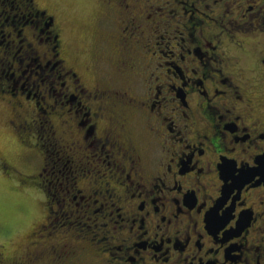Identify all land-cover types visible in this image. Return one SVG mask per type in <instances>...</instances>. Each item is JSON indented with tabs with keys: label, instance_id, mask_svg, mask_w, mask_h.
Wrapping results in <instances>:
<instances>
[{
	"label": "flooded vegetation",
	"instance_id": "obj_1",
	"mask_svg": "<svg viewBox=\"0 0 264 264\" xmlns=\"http://www.w3.org/2000/svg\"><path fill=\"white\" fill-rule=\"evenodd\" d=\"M9 1L0 108L45 153L18 173L48 187L28 237L49 246L0 251V264H264V182L241 177L264 154V0H100L114 31L97 43L113 51L108 76L93 78L56 13L18 0L9 15ZM31 54L35 92L17 86ZM74 212L77 238L64 227Z\"/></svg>",
	"mask_w": 264,
	"mask_h": 264
},
{
	"label": "rangeland",
	"instance_id": "obj_2",
	"mask_svg": "<svg viewBox=\"0 0 264 264\" xmlns=\"http://www.w3.org/2000/svg\"><path fill=\"white\" fill-rule=\"evenodd\" d=\"M36 1L39 2V6H47L48 9L50 8V12L56 13V15L61 18L64 25L63 37L67 41L72 54L79 58L80 64L88 66L89 76L93 78L95 72L100 70L102 76L107 77L108 73L111 71V65L108 63V60L112 57L113 50L98 46L97 41L100 36L106 37L108 34H112L114 30L108 25L110 23V18H106V16H102L103 14L101 15L100 13L102 9L101 4L99 3L100 0ZM17 6L19 7L16 8ZM2 7L7 9V6ZM8 7L10 10L9 15L21 13V7L18 0H14L13 2L9 1ZM161 15L159 14L158 16L161 17ZM5 16L6 13L0 14V24L1 21L4 22L3 18ZM1 29L2 27L0 25V40L2 39L3 31L5 33L8 28H4L3 31ZM93 53L100 54V57H93ZM35 56L36 54H31V60L25 59L20 67L22 77L17 82V86H20V88L24 86L25 91H36L33 82H36L35 80L40 76L34 74L28 78L30 68L33 66L30 62H33ZM45 61V59L41 60L42 63H45ZM44 74L46 73H42V75ZM111 78H114L113 74ZM13 82L14 80L11 81L12 84ZM115 87L118 90H127V88L130 87V81L126 80L123 83V79L117 77ZM39 88L40 91H42L43 86H39ZM41 94L42 93H39L38 96ZM46 100L51 101L48 98H46ZM111 103L117 106L119 100L114 99ZM166 106L168 107L169 104ZM5 116L6 111L3 108H0V154L3 155L10 164H13L17 171L11 170L6 172L2 169L0 170V251L11 253L18 248L21 250L29 249L31 251H46L49 244L46 243L45 246L38 249L33 248L32 243L29 242L28 233L30 231L29 227L33 221L41 216L43 210L45 211L44 197L47 195L45 193L46 191L43 190L48 187L29 186L19 180L23 175L18 173V171L21 173H31L39 165L40 159L42 161V157L45 153L40 154V152L31 146L32 144L29 147H26L25 143L18 137V134H16L10 127L6 126L4 121ZM131 116L135 115L131 114ZM128 128L133 137L138 136L140 131H142V125L133 117L129 118ZM23 133H25V131L22 129V132L20 131L19 134L20 137L24 138ZM142 136H146V133L141 134V137ZM93 140V138L90 139L88 144L90 145V141L92 143ZM41 141L44 140H38V142ZM88 155H90V153ZM91 159L93 162L95 161L94 158ZM0 167H2L1 163ZM91 171L93 172V170ZM148 173L149 177H151L154 174V171L149 169ZM64 176L65 174H63V177ZM80 178H82L81 175L79 176V179ZM187 179H189V176H185L182 181L184 182ZM72 206L74 208L77 207L74 203ZM85 210H87L86 207ZM76 215H80V213L74 212L72 217L68 219V225H65L64 227L70 234H73L77 238L80 236L78 231L79 224L70 223V221L73 220V216ZM107 227L112 230L111 225ZM68 241H70V238ZM63 247L62 244H59L57 246V251H61V248ZM116 247L117 245L115 244L114 248H110V251H115ZM85 251L91 250L85 248ZM88 262H90V260H88Z\"/></svg>",
	"mask_w": 264,
	"mask_h": 264
},
{
	"label": "water",
	"instance_id": "obj_3",
	"mask_svg": "<svg viewBox=\"0 0 264 264\" xmlns=\"http://www.w3.org/2000/svg\"><path fill=\"white\" fill-rule=\"evenodd\" d=\"M256 165L250 168L243 170L241 177H247L251 179L252 177L258 175V181L264 182V154L255 159Z\"/></svg>",
	"mask_w": 264,
	"mask_h": 264
}]
</instances>
